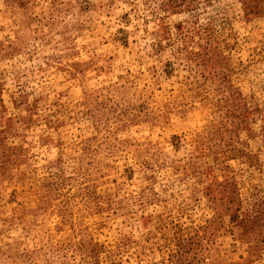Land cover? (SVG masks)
<instances>
[{
	"label": "rangeland",
	"instance_id": "rangeland-1",
	"mask_svg": "<svg viewBox=\"0 0 264 264\" xmlns=\"http://www.w3.org/2000/svg\"><path fill=\"white\" fill-rule=\"evenodd\" d=\"M0 264H264V0H0Z\"/></svg>",
	"mask_w": 264,
	"mask_h": 264
}]
</instances>
